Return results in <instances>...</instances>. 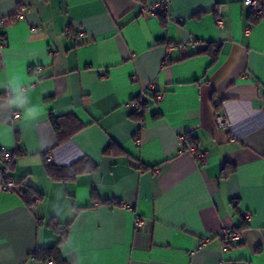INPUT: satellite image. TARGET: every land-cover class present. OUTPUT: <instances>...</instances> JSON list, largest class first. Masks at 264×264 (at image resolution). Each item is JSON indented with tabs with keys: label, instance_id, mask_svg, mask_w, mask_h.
<instances>
[{
	"label": "crops",
	"instance_id": "crops-1",
	"mask_svg": "<svg viewBox=\"0 0 264 264\" xmlns=\"http://www.w3.org/2000/svg\"><path fill=\"white\" fill-rule=\"evenodd\" d=\"M158 1L0 0V168L28 181L0 190V264H50L33 253L64 231L67 264H264V16L169 0L163 23ZM52 114L82 127L58 143ZM48 163L95 168L56 179ZM227 229L240 240L224 249Z\"/></svg>",
	"mask_w": 264,
	"mask_h": 264
},
{
	"label": "trees",
	"instance_id": "trees-1",
	"mask_svg": "<svg viewBox=\"0 0 264 264\" xmlns=\"http://www.w3.org/2000/svg\"><path fill=\"white\" fill-rule=\"evenodd\" d=\"M261 4L262 0H259ZM250 17L254 22L259 21L262 17L256 18L252 13H249ZM163 23L166 22V16L163 14ZM215 47L214 43H209L207 52L211 54L213 59H216L218 49H214ZM134 100H140L141 102V108L134 110L132 112L131 116L137 121H141L144 119V112L146 108L144 107L146 103V99L143 97H138ZM51 120L53 122L55 131L57 133L58 137V143H61L63 140L67 139L70 135H72L74 132L78 131L81 129L82 124L79 123V121L75 118V116L72 115H64V116H56V115H51ZM186 143L187 145L190 146H197L198 139L196 136L192 135L191 132H186ZM112 147V146H111ZM110 148V147H109ZM76 164L70 165L68 167H58L56 165H53L51 163L47 164V171L48 173L56 179H68L71 177H75L79 172L84 171L85 169L92 170L95 168V165L90 166H85L82 165V167L79 169H76ZM235 170L234 165H227L224 167L222 171V177L227 178L233 171ZM35 192L32 189L26 188L23 190V197L24 200L26 201L27 205L32 206L34 203V200L32 199L34 196ZM110 202L108 200L103 201V203ZM60 223L56 221L55 219L51 220V226L55 230H59V225ZM69 224H67L68 226ZM61 228V227H60ZM67 229V228H66ZM67 232L64 231L59 237V240L57 241L56 244L49 246V247H44V248H38L34 251L33 256L42 261V262H48L52 261L53 264H67L66 260L63 257L62 251H61V246L63 245Z\"/></svg>",
	"mask_w": 264,
	"mask_h": 264
},
{
	"label": "built area",
	"instance_id": "built-area-1",
	"mask_svg": "<svg viewBox=\"0 0 264 264\" xmlns=\"http://www.w3.org/2000/svg\"><path fill=\"white\" fill-rule=\"evenodd\" d=\"M246 7L249 12L252 13L256 18L262 17L264 15V6L260 3L259 0H244ZM169 0H159L154 5L150 6L147 10L152 14H166L168 10ZM4 22L3 19H0V24ZM197 42L195 37H191L189 39V43L194 45ZM155 88L150 86L147 89V93H151V95L156 96L157 98L161 97L157 93H155ZM145 93V94H147ZM129 106L134 110L141 108L140 100H133L129 102ZM148 101H146L144 107L148 108ZM17 115V114H16ZM216 121L218 125L222 129H229L231 127V123L228 118L223 113H218L216 116ZM193 153L195 157L199 161L201 165L205 164L207 161V154L204 151H199L195 147H192ZM2 157L5 161L13 160L15 156V151L8 150L4 147L1 148ZM50 158V157H49ZM28 184L27 179H23L21 181H16L13 177L10 176L9 172L5 168H0V190L1 191H20ZM35 202L39 203V198L36 197ZM247 218L250 217L249 214L246 215ZM142 222L139 219L137 221V226H141ZM221 239L223 241L224 249H229L233 245H235L240 240V233L237 230L227 229L221 233ZM50 264H53L52 261H48Z\"/></svg>",
	"mask_w": 264,
	"mask_h": 264
}]
</instances>
